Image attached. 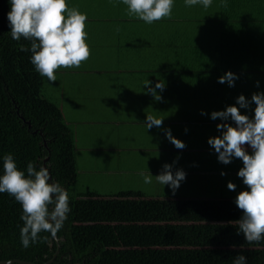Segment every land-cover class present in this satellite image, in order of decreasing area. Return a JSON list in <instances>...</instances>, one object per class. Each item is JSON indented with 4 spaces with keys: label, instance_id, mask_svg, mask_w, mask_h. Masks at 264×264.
Here are the masks:
<instances>
[{
    "label": "crops",
    "instance_id": "crops-1",
    "mask_svg": "<svg viewBox=\"0 0 264 264\" xmlns=\"http://www.w3.org/2000/svg\"><path fill=\"white\" fill-rule=\"evenodd\" d=\"M222 2L213 0L205 10L173 0L170 18L148 24L129 15L122 0H66L87 15L90 57L79 68L57 69L55 82L40 79L43 95L59 107L73 134L78 192L97 193L92 182L120 189L97 193L104 197L134 191L147 198L235 199L248 190L238 177L242 161L218 162L208 139L221 135L213 111L239 107L241 94L251 100L264 92V0ZM228 71L239 76L235 87L217 82ZM148 81L153 88L164 84L163 91L156 89L160 100L145 88ZM146 115L164 120L163 127L148 130ZM166 129L186 148L176 149ZM177 158L173 171L182 168L187 176L175 194L154 177L144 183L141 173L157 176Z\"/></svg>",
    "mask_w": 264,
    "mask_h": 264
},
{
    "label": "trees",
    "instance_id": "trees-1",
    "mask_svg": "<svg viewBox=\"0 0 264 264\" xmlns=\"http://www.w3.org/2000/svg\"><path fill=\"white\" fill-rule=\"evenodd\" d=\"M10 10L0 0V175L8 153L26 175L28 162L46 167L69 193L71 211L56 239L41 233L48 242L24 248L22 206L0 193V264H232L238 254L264 264V239L248 244L237 235L243 212L235 199L78 192L73 134L43 95L31 51H21L31 41L12 39Z\"/></svg>",
    "mask_w": 264,
    "mask_h": 264
},
{
    "label": "clouds",
    "instance_id": "clouds-1",
    "mask_svg": "<svg viewBox=\"0 0 264 264\" xmlns=\"http://www.w3.org/2000/svg\"><path fill=\"white\" fill-rule=\"evenodd\" d=\"M213 0H185L186 7L202 5L206 10ZM127 6L129 15L151 24L164 17H171L173 0H122ZM11 10L8 13L10 35L13 40L20 41L23 37L31 41L30 49L21 46V51H31V63L41 77L55 82V71L60 67L79 68L81 63L90 57V48L86 43L85 31L87 15L77 7L69 8L66 0H10ZM222 7H227L223 0ZM66 13V15H65ZM239 76L228 71L218 78V83L235 87ZM164 84L159 82L155 88L148 81L145 88L155 99L162 97L156 89L164 90ZM256 87H260L259 81ZM255 108L252 109L251 105ZM236 105L226 106L223 111H213L211 119L220 120L217 130L221 135L210 137L208 144L215 150L218 162L229 165L233 159H239L243 167L238 171V177L248 190L241 191L234 203L243 212L238 224L237 235H244L248 244H259L264 239V92H255L251 100L241 94L236 99ZM241 109L254 111V116L241 114ZM201 115H207L201 112ZM147 129L154 126L162 128L164 120L153 115H146L144 122ZM234 125V126H233ZM187 132V129L185 130ZM165 136L176 149L183 150L186 144L172 135L171 129L165 130ZM173 164H164L159 175H141L145 184L155 180L172 189L173 194L186 180L187 173L181 168L173 171ZM27 175L18 169L11 153L3 156V175H0V193L14 197L22 206L20 219V241L24 248L35 243H46L49 233L52 239L63 227L71 209L69 193L59 182L52 181L48 169L37 168L34 162L27 163ZM222 176L227 173L222 172ZM236 185L228 182L227 188L236 191ZM232 264H247V257L238 254Z\"/></svg>",
    "mask_w": 264,
    "mask_h": 264
},
{
    "label": "rangeland",
    "instance_id": "rangeland-1",
    "mask_svg": "<svg viewBox=\"0 0 264 264\" xmlns=\"http://www.w3.org/2000/svg\"><path fill=\"white\" fill-rule=\"evenodd\" d=\"M82 185H83V181H82V178H80V180H79V189H81V190L83 189ZM91 188L93 190H95L99 194H108V192L115 193V192L120 190L119 188H117L116 185L114 187L105 186V185H93V182H92Z\"/></svg>",
    "mask_w": 264,
    "mask_h": 264
},
{
    "label": "water",
    "instance_id": "water-1",
    "mask_svg": "<svg viewBox=\"0 0 264 264\" xmlns=\"http://www.w3.org/2000/svg\"><path fill=\"white\" fill-rule=\"evenodd\" d=\"M12 263V262H9V264ZM50 263V262H49ZM48 264V263H47Z\"/></svg>",
    "mask_w": 264,
    "mask_h": 264
},
{
    "label": "bare ground",
    "instance_id": "bare-ground-1",
    "mask_svg": "<svg viewBox=\"0 0 264 264\" xmlns=\"http://www.w3.org/2000/svg\"><path fill=\"white\" fill-rule=\"evenodd\" d=\"M92 247H93V246H92ZM111 261H112V260H111ZM111 261H110V262H111ZM113 261H114V260H113Z\"/></svg>",
    "mask_w": 264,
    "mask_h": 264
}]
</instances>
